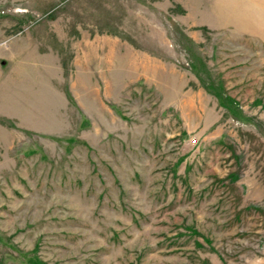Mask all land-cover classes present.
I'll use <instances>...</instances> for the list:
<instances>
[{
    "label": "rangeland",
    "instance_id": "374dc122",
    "mask_svg": "<svg viewBox=\"0 0 264 264\" xmlns=\"http://www.w3.org/2000/svg\"><path fill=\"white\" fill-rule=\"evenodd\" d=\"M0 264H264V0H0Z\"/></svg>",
    "mask_w": 264,
    "mask_h": 264
}]
</instances>
